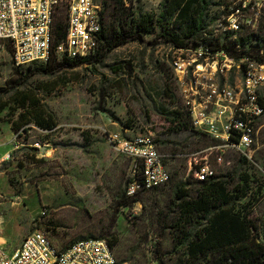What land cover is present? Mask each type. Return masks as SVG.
<instances>
[{"label":"rangeland","instance_id":"374dc122","mask_svg":"<svg viewBox=\"0 0 264 264\" xmlns=\"http://www.w3.org/2000/svg\"><path fill=\"white\" fill-rule=\"evenodd\" d=\"M119 1L136 17L140 12L159 15L164 2ZM226 3L228 0H213L204 38L225 15ZM251 30L264 37V8L258 26ZM13 53L0 40V108L9 106L0 114V161L6 150L11 156L0 162L1 243L13 253L26 236L42 230L60 250L73 240L99 237L111 229L119 260L186 264V247L180 245V234L170 228L178 218L172 199L179 185L195 179L190 156H205L214 144H207L194 128L171 131L168 113L184 107L169 44L156 34L147 35L143 42L110 53L102 51L100 62L56 76L31 75L27 79L15 72ZM24 95L36 99L53 117L52 129L30 123L19 134L13 133L9 122L17 120L20 111L13 115L10 106ZM113 134L127 139L151 135L171 174L166 185L142 192L143 201L117 214L116 201L126 193L134 161L116 150ZM209 161L217 174L232 175L230 190L236 186L244 189L246 195L236 208L254 221L255 234L264 241V116L256 126L251 159L232 150L222 162L216 154Z\"/></svg>","mask_w":264,"mask_h":264},{"label":"built area","instance_id":"2783aa9c","mask_svg":"<svg viewBox=\"0 0 264 264\" xmlns=\"http://www.w3.org/2000/svg\"><path fill=\"white\" fill-rule=\"evenodd\" d=\"M64 1L67 37L57 53L74 59L96 54L102 31L100 0ZM61 2L0 0V40L13 44L16 66L49 61L54 17ZM263 8L264 0H228L212 37L226 33L238 36L246 27L256 29ZM169 52L174 80L192 127L218 142L207 149L205 156H190L193 176L205 181L217 175L209 161L212 154L219 162L232 150L251 159L256 126L264 116V61L238 57L203 42L182 48L169 44ZM111 141L116 150L134 161L127 196L156 190L170 181L165 156L151 135L127 139L113 134ZM0 264L131 263L119 260L106 239L83 240L60 252L46 232L36 230L13 253L0 241Z\"/></svg>","mask_w":264,"mask_h":264},{"label":"trees","instance_id":"16d2710c","mask_svg":"<svg viewBox=\"0 0 264 264\" xmlns=\"http://www.w3.org/2000/svg\"><path fill=\"white\" fill-rule=\"evenodd\" d=\"M213 5V0H164L159 15L140 12L136 17L119 0H103L98 52L90 57L74 59L57 53V47L65 41L68 29V12L63 0L54 17L49 61L33 63L26 68L15 65V72L23 79L31 75L56 76L64 70L100 62L98 55L102 51L110 53L129 43L143 42L147 35L155 34L162 42L180 48L203 42L215 49L228 50L238 57L246 55L264 61V48L261 46L264 37L250 28L246 27L238 36L226 33L212 37L211 33V36L206 34L209 37L204 38L209 24L208 12ZM5 42L14 51L13 44ZM13 105V108L10 106L13 115L20 111L17 120L9 122L13 133L19 134L30 123L44 130L55 126L53 117L36 99L24 95L15 98ZM7 107L8 104H4L0 114ZM184 108L168 113L167 121L172 125V132L192 130L189 113ZM201 135L209 145L218 143L207 135ZM228 179H233L231 174H217L205 181L189 178L175 189L172 201L178 218L170 228L180 234V245L186 247V264H264V241H260L255 234L258 231L257 225L247 213L236 208L243 195H246L244 189L236 186L230 190ZM11 185L14 187L13 182ZM143 200L142 192L132 197L123 193L116 201V214ZM112 237H115V233L109 229L99 237L76 239L63 249L56 248L64 252L81 240L106 239L114 249L116 242ZM160 264L164 262L160 260Z\"/></svg>","mask_w":264,"mask_h":264},{"label":"crops","instance_id":"0c3cea01","mask_svg":"<svg viewBox=\"0 0 264 264\" xmlns=\"http://www.w3.org/2000/svg\"><path fill=\"white\" fill-rule=\"evenodd\" d=\"M6 152H7V150L2 154V159H1V161H3L9 154H6ZM0 161V162H1Z\"/></svg>","mask_w":264,"mask_h":264}]
</instances>
